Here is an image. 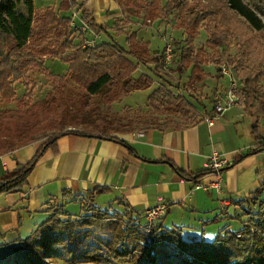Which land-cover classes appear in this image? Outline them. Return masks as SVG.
I'll return each instance as SVG.
<instances>
[{
    "label": "trees",
    "instance_id": "trees-1",
    "mask_svg": "<svg viewBox=\"0 0 264 264\" xmlns=\"http://www.w3.org/2000/svg\"><path fill=\"white\" fill-rule=\"evenodd\" d=\"M55 1L59 2L58 10L80 8L76 0ZM134 1L140 4L142 22L147 25L168 18L172 10L178 9L180 15L175 26L183 30L186 48L180 51L176 58V50L171 43L173 52L171 64L180 75L188 71L187 80L190 86L203 78L218 80L222 77L219 69L217 76L214 77L200 68L201 64L208 63V55L205 51L193 49L201 21L204 19L210 21L217 16L227 15L232 17L236 24L247 25L256 31L264 29L262 18L243 0H206L205 5H200V0H127V2L117 0L119 5L124 2L127 6H132ZM80 19L95 35L102 33L107 40L90 45L83 43L85 40L83 36L79 43H73L71 17L60 16L51 8L45 9L40 15L36 14L34 0H0V97L11 100L14 93L11 85L22 79L24 71L30 64L35 63L39 66L40 73L56 87L52 93H46L40 100L42 105L32 106H42L47 113L52 111L58 114L53 119H48L49 126L47 123L45 126L43 122V131L46 128L53 130L42 137L44 140L30 160L9 178L0 180V194L22 190L39 156L64 134L108 138L122 143L133 153L124 141L110 135L114 132L120 133L123 123L119 115L115 113L112 120L105 119L100 115L98 104L119 101L134 90L150 88L154 82L151 72L159 75L164 70L163 48L161 52L151 51L149 42L139 40L136 31L126 33L124 28L130 23L129 18H116L112 24L115 35L125 36L126 47L122 46L114 35L107 32V26L97 24L88 10L80 12ZM229 31V25H224L217 33V37L224 44H229L226 43L230 35ZM50 34L54 36L52 41L46 40ZM43 42L50 44V49L45 52H51V56H58L66 50L72 51L71 55L64 59L69 66L70 82L61 75H53L45 70L42 61L41 63L36 61L35 54L45 53L44 48L38 45V43L42 45ZM245 56L246 53L243 51L238 58L236 68L240 70L239 82L244 88L241 97L244 99L248 115L252 118L251 132L254 144L247 152L239 154L233 164L248 155L264 151V136L260 132L259 119L253 112L252 102L255 100L259 102L263 106L264 113V93L260 94L257 91L258 73L244 65ZM227 57L231 59L230 56ZM148 64L152 67L149 68ZM138 65L148 66V73L142 72L136 77L133 73ZM145 104L153 112L171 107L178 112L191 114L194 116V121L189 124L198 121L199 111L196 102L189 101L185 94L175 93L163 84L151 87ZM89 107L92 110L89 112L93 117V129L79 131L64 128L68 124H77V117L72 119L71 115L90 110ZM210 110L211 114L208 113V109L205 110V113L210 114L208 116L212 115V109ZM130 123L133 127L127 130L128 132L147 130L151 127L164 129L177 125L165 120L153 126H140L131 118ZM33 141L27 140L19 146ZM8 151L11 150H0V155ZM175 170L181 178L194 182L212 173L209 168L197 172H184L178 168ZM107 190L100 185L88 190L78 213L68 212L62 207H52L48 218L22 240V248L27 249L28 252H36L34 250H46L51 245H69L71 259L78 264H119L127 261L133 250L137 249L144 256V264H157V246L165 243L173 247L175 257L180 264H264V197L262 198L264 178L248 196L233 202L242 210L241 215L248 216V220L242 221V226L238 230L217 232L209 242L185 240L182 237L181 227L177 226L163 228L154 223L149 231H146L142 224L143 218L131 209L118 210L111 205L100 207L95 203V196ZM62 195L75 196L67 189L62 190ZM47 229L49 233L44 238L39 231H47ZM99 230L109 232V237L98 234Z\"/></svg>",
    "mask_w": 264,
    "mask_h": 264
},
{
    "label": "crops",
    "instance_id": "crops-1",
    "mask_svg": "<svg viewBox=\"0 0 264 264\" xmlns=\"http://www.w3.org/2000/svg\"><path fill=\"white\" fill-rule=\"evenodd\" d=\"M76 1L80 4L79 10L57 9L55 12L70 17L68 14L73 11L78 19L82 10H88L96 23L107 26V32L111 34L114 20L121 18L117 0ZM77 24L80 30H85V23L78 21ZM132 31H136L139 40L147 41L141 39L136 29ZM148 71L138 65L133 74ZM222 78L215 80L216 87L222 86ZM145 90L148 95L151 89ZM208 113L211 114L210 108ZM210 114L201 112L198 121L192 124L110 134L124 141L133 153L122 143L108 138L73 133L58 137L39 156L22 190L0 194V264H8L13 259L22 240L48 218L52 207L78 213L87 191L95 185L108 189L95 196L96 204L100 207L111 205L118 210L131 209L143 221L145 210L165 205L156 223L163 228L181 227L182 237L188 241L209 242L219 231L238 230L232 229L230 224L232 221L242 223L245 216L233 202L248 196L261 183L264 178V151L248 155L233 164L239 154L247 152L254 144L252 118L244 104L229 108L208 124L205 118ZM258 119L264 136V119L260 116ZM43 140L0 155V180L9 178L30 160ZM213 150L231 160V164L221 170L223 181L218 192L206 186L216 180L213 173L194 182L181 178L176 172L175 168L184 172L208 168ZM197 183L199 187H195ZM63 189L70 190L75 196H63ZM213 217L223 220L222 224L208 226L206 221Z\"/></svg>",
    "mask_w": 264,
    "mask_h": 264
},
{
    "label": "rangeland",
    "instance_id": "rangeland-1",
    "mask_svg": "<svg viewBox=\"0 0 264 264\" xmlns=\"http://www.w3.org/2000/svg\"><path fill=\"white\" fill-rule=\"evenodd\" d=\"M124 1L127 2V0ZM243 1L264 21V0ZM58 3L59 2L55 0H34V11L39 15L48 8L56 11L58 9ZM199 4L205 5L207 2L206 0H200ZM119 6L121 10L119 16L130 19V23L126 24L124 28L125 32L128 33L136 29L141 39H145L151 44V51L161 52L166 41H170L174 45L176 50L175 56L186 48L184 43V32L182 29H178L175 26L180 15L178 9L172 10L168 18L156 20L150 25H147L142 22V12L139 3L134 1L132 6H127L123 2V4ZM68 15H70L72 20L73 43H79L83 36L85 37L84 44H97L105 40V36L89 33L86 27L84 31L80 30L77 27V22L84 23L80 18L77 19L73 11ZM224 25H229L230 28V35L226 41V43L229 44H224V42L217 37L218 31L222 29ZM110 29L111 35H114L115 39L122 46L126 47L127 45L124 38L121 35H115L113 29ZM85 33H88V35L85 36ZM53 38L54 36L50 34L49 38L46 40L52 41ZM43 43L42 45L38 43V45L39 47H43V52H45L50 49V44ZM193 49H202L208 55V63L200 65L203 72H209L215 77L217 76L220 65L226 63L238 81V72L240 70L236 68V65L238 63V58H240V54L244 51L246 53L245 59L243 60L244 65L258 73L256 89L260 94L264 93V29L256 31L250 29L247 25L236 24L233 18L227 15L217 16L214 20L210 21L204 19L199 24V34L194 39ZM71 53L72 51L66 50L61 52L58 56H51V52H45L44 54H35L34 57L37 62L41 63L42 61L45 70L51 72L53 75H61L70 82L69 66L64 59H67ZM227 55L230 56L231 59H228ZM143 67H146V70H148V66ZM163 69V72L159 75L151 72V77L154 80L151 87L163 84L175 93L180 92L185 94L189 101L196 102V108L200 113L211 108L212 104L209 95H211L213 89L216 88L215 78H213L212 81L208 78H203L201 81L195 82L190 86L187 80L188 71L180 75L175 70L173 64L170 66L164 65ZM135 75L136 77L138 76V74ZM220 82L222 86H224L227 80L225 78V80H221ZM11 87L14 88L11 100H5L0 97V150H12L27 140H43L42 137L53 130L46 128V130L43 131V122L44 125L47 123V126H49V120L53 119L56 115L58 116V114L52 111L47 113L42 106H32L35 104L42 105L40 100L44 98L46 93H52L54 87H56L52 81L40 73L39 66L35 63L30 64L29 68L24 71L22 79L15 81ZM238 87V92L242 96V90L244 88L241 82L238 83ZM146 95L147 92L145 89L136 90L126 95L124 100H119V102L113 101L111 103L98 104L100 115L105 119L112 120L114 118L113 115L117 113L121 123H123V126L120 128L122 130H120V133H127V130L133 127V124L130 123V118L138 122L140 126H153L155 123L165 120L182 126L194 121V116L191 114L178 112L171 107H165L159 112L151 111L149 106L143 104ZM241 99L244 104L243 97H241ZM252 102L253 112L264 119L263 106L256 100ZM126 104L136 106H127ZM89 109L90 110H83L80 113H75V115L73 114L74 116L71 115L72 119L75 116L77 117V124H68L65 125L64 128L78 129L79 131L93 129V117H91L89 112L92 111L91 107H89ZM71 118L70 120H72ZM262 132H264V124ZM263 197L264 196H262V198ZM214 218L215 217L206 221L209 224L208 226L215 227L216 225L222 224L223 220H214ZM246 220H248V216L244 217V221ZM144 223L145 221L142 222V224ZM155 224H157L156 221ZM241 224L242 223L238 221H232L230 227L232 229H238L241 227ZM48 233V229L47 231H39V234L44 238L47 237ZM97 233L104 237H109L110 235L107 231L99 230ZM34 251L36 252H28L27 249L24 250L22 246H19V248L15 250L13 259L8 264H78L71 259V247L69 245H51L46 250ZM156 256L157 264H180L175 257L173 247L169 244L160 243L156 249ZM119 264H144V256L137 249H134L131 257L127 261L120 262Z\"/></svg>",
    "mask_w": 264,
    "mask_h": 264
},
{
    "label": "built area",
    "instance_id": "built-area-1",
    "mask_svg": "<svg viewBox=\"0 0 264 264\" xmlns=\"http://www.w3.org/2000/svg\"><path fill=\"white\" fill-rule=\"evenodd\" d=\"M163 60L164 64L170 66L173 60V52L170 41H166L163 46ZM220 73L223 79L227 80V83L224 86L218 87L213 91L210 96V100L212 101V115L206 116L205 120L208 124H211L212 121L223 114L226 110L233 106H242L243 102L241 99V95L238 92V79L230 70L226 63H222L219 67ZM208 161V168L212 170V173L216 176V180L207 184V188H213L215 191H219L221 189L223 177L222 172L224 168L231 164V160L227 155L221 154L216 150H213ZM206 186L204 187L205 189ZM195 187H199L197 183ZM223 204H227V202L223 201ZM165 205L159 204L153 208L145 210L144 213V227L146 231H149L150 227L154 225L155 221L158 219V216L164 212Z\"/></svg>",
    "mask_w": 264,
    "mask_h": 264
},
{
    "label": "bare ground",
    "instance_id": "bare-ground-1",
    "mask_svg": "<svg viewBox=\"0 0 264 264\" xmlns=\"http://www.w3.org/2000/svg\"><path fill=\"white\" fill-rule=\"evenodd\" d=\"M162 213H163V212H162ZM162 213H161V214H162ZM158 217H159V216H158Z\"/></svg>",
    "mask_w": 264,
    "mask_h": 264
}]
</instances>
